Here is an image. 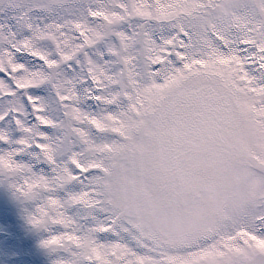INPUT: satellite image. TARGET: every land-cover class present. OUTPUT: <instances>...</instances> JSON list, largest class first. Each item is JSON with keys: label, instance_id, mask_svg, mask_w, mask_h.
<instances>
[{"label": "snow or ice", "instance_id": "obj_1", "mask_svg": "<svg viewBox=\"0 0 264 264\" xmlns=\"http://www.w3.org/2000/svg\"><path fill=\"white\" fill-rule=\"evenodd\" d=\"M208 0H0V182L30 205L53 264H142L100 160L117 125L152 106L204 113L264 177V0L207 28ZM264 264V180L194 264Z\"/></svg>", "mask_w": 264, "mask_h": 264}, {"label": "rangeland", "instance_id": "obj_2", "mask_svg": "<svg viewBox=\"0 0 264 264\" xmlns=\"http://www.w3.org/2000/svg\"><path fill=\"white\" fill-rule=\"evenodd\" d=\"M240 2L208 0L209 7L203 10L206 29L227 27ZM166 112L152 106L125 117L100 160L102 190L127 234L145 250L142 264H189L179 259L182 250L210 238L247 202L252 186L264 180L252 166L219 163L231 139L219 123L206 119L202 128L186 129L194 137L188 134L182 139L183 125L166 127ZM159 135L171 140L168 155L159 150ZM213 142H217L214 150ZM0 187V264H11L18 257L17 224L22 226L21 237L31 242L25 251L41 260L46 255L41 253L49 250L42 247L45 237L29 223L30 205L8 183L0 182ZM156 240H162L161 254ZM50 258L53 262L55 257ZM205 259L199 257L194 264Z\"/></svg>", "mask_w": 264, "mask_h": 264}]
</instances>
